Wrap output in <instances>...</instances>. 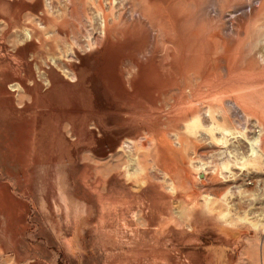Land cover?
<instances>
[{"label":"rangeland","instance_id":"1","mask_svg":"<svg viewBox=\"0 0 264 264\" xmlns=\"http://www.w3.org/2000/svg\"><path fill=\"white\" fill-rule=\"evenodd\" d=\"M161 1L0 0V264H264V0Z\"/></svg>","mask_w":264,"mask_h":264},{"label":"bare ground","instance_id":"2","mask_svg":"<svg viewBox=\"0 0 264 264\" xmlns=\"http://www.w3.org/2000/svg\"><path fill=\"white\" fill-rule=\"evenodd\" d=\"M154 2V4L156 5V4H161L162 3V1L161 0H153ZM164 1V0H163ZM165 4V3H164ZM160 6V5H159ZM101 14H102V17H103V23H104V32L105 33H107L109 36H111V32H112V29L113 28H115V27H113L112 25H110V23H109V18L111 17V15L109 14V13H107L103 8L101 9ZM154 15L156 16V18H158L159 19V21L161 22V23H163V25H164V27H168V22H167V20L166 21H164V19H165V14H163V13H161L160 12V9H157L156 8V11L154 12ZM141 18L143 19L142 21H144L145 22V20H149L148 19V17H146L145 15H142L141 16ZM169 19H170V15H169ZM168 19V20H169ZM163 20V21H162ZM133 22V21H132ZM179 22V21H178ZM177 22V23H178ZM145 23H147V22H145ZM149 23V22H148ZM175 23H176V21H175ZM176 23V24H177ZM114 24V23H113ZM117 24V23H116ZM115 24V25H116ZM176 26V25H175ZM125 27V26H124ZM35 32V31H34ZM176 32V31H175ZM29 36H30V38H33V32L32 31H30L29 30ZM180 34V33H179ZM146 41V40H145ZM143 53V52H142ZM109 54H110V52H109ZM216 74V73H215ZM196 75V74H195ZM207 75H209V74H207ZM185 76V75H184ZM186 77V76H185ZM189 77V76H188ZM211 79H213L211 76H205V78H203V80H204V82H206V81H209V80H211ZM136 84V85H135ZM139 83H134V88H135V86H137ZM187 89V87H183V88H181V90H182V92H183V94L185 95V93H184V91ZM228 89V88H227ZM188 90V89H187ZM199 92H201V87H200V85H199V87L197 88V90H195L193 93L191 92H189V94H192L191 96H193V98H194V100H195V102L196 101H200L201 99H199V96H198V94H199ZM202 92H204V91H202ZM202 92H201V94H202ZM211 93H212V97L213 98H215L216 96H217V93H214V92H212L211 91ZM166 94V96H167V100L168 99H170V97H169V94L166 92L165 93ZM225 94V93H224ZM221 95V94H220ZM220 95H218V96H220ZM222 96V95H221ZM190 97V96H189ZM203 97V96H202ZM192 98V99H193ZM213 98H211V99H213ZM193 101V100H192ZM203 101V100H202ZM187 101L184 99V98H182L181 100H180V102L179 103H175V105L173 106V108H172V111H170L169 112V114H167L166 115V117H167V120H169L170 121V123L172 124L173 123V119H172V117L173 116H176V115H180L181 116V118H182V120L183 121H187L188 119H190L191 117H194L195 115H197L198 113H199V110H198V105H194L193 103V108H191V109H189L190 107V105L186 108V107H184L183 109H187L188 111H183L182 110V107L185 105V103H186ZM197 104H200V103H197ZM202 104V103H201ZM187 105V104H186ZM185 105V106H186ZM222 106V105H221ZM163 107H158V108H156V112H154V113H157V115L158 114H161V112L163 111V109H162ZM211 108H212V106H211ZM215 108V107H214ZM180 110H182L183 111V113H181L180 114ZM153 113V112H152ZM212 113V112H211ZM212 115V114H211ZM148 118H151V117H148ZM145 122H147V121H145ZM163 123H165V122H163V121H161V118L159 119V120H157V124L160 126V125H162ZM179 125H180V122L179 121H176V122H174V124L173 125H171L173 128H174V130L175 131H178L179 130ZM151 133V128H150V126H149V124L148 123H144V124H141V125H137L135 128H133L132 130H131V133L130 134H128L129 136H131V137H133V139H137V138H139L141 135H145V137H143V141H141V142H139V143H135V142H133V141H128L127 142V144L128 145H130V146H133L134 148H137V149H141V150H145L147 147H148V144L150 143V138H147V135L148 134H150ZM147 154V153H146ZM147 156V158L149 157V155L147 154L146 155ZM146 156L143 158V160H142V163H146Z\"/></svg>","mask_w":264,"mask_h":264}]
</instances>
